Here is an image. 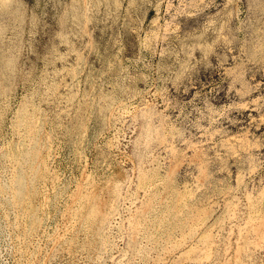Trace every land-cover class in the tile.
I'll use <instances>...</instances> for the list:
<instances>
[{"label":"rangeland","instance_id":"1","mask_svg":"<svg viewBox=\"0 0 264 264\" xmlns=\"http://www.w3.org/2000/svg\"><path fill=\"white\" fill-rule=\"evenodd\" d=\"M0 264H264V0H0Z\"/></svg>","mask_w":264,"mask_h":264},{"label":"bare ground","instance_id":"2","mask_svg":"<svg viewBox=\"0 0 264 264\" xmlns=\"http://www.w3.org/2000/svg\"><path fill=\"white\" fill-rule=\"evenodd\" d=\"M29 125V124H28ZM24 130H25V128H24ZM200 226V225H199ZM182 228V227H181ZM200 242V241H199Z\"/></svg>","mask_w":264,"mask_h":264}]
</instances>
